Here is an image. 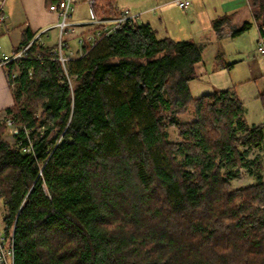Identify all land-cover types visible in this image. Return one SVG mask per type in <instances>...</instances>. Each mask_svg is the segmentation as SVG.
<instances>
[{
	"label": "trees",
	"instance_id": "1",
	"mask_svg": "<svg viewBox=\"0 0 264 264\" xmlns=\"http://www.w3.org/2000/svg\"><path fill=\"white\" fill-rule=\"evenodd\" d=\"M119 2L96 0L94 12L116 18ZM252 5L264 37V0ZM33 37L26 29L16 50ZM203 51L137 22L69 63L72 88L48 47L29 49L43 63L9 66L0 200L15 264H264V166L250 156L264 126L247 122L232 88L192 95ZM8 118L23 126L14 143ZM241 169L255 183L233 190Z\"/></svg>",
	"mask_w": 264,
	"mask_h": 264
},
{
	"label": "rangeland",
	"instance_id": "2",
	"mask_svg": "<svg viewBox=\"0 0 264 264\" xmlns=\"http://www.w3.org/2000/svg\"><path fill=\"white\" fill-rule=\"evenodd\" d=\"M221 1L229 0H192V7L186 11L176 6L175 0H120L119 7L141 14L140 21H150L159 38L190 40L203 46V63L200 66L203 76L200 80L190 82L192 95L199 97L217 89L232 88L244 105L247 122L264 126V107L259 99L264 91V55L256 51L259 32L253 25L239 37H218L213 27L220 22L214 23V20L224 15ZM77 40L75 38L73 41L75 47ZM73 82L74 78L72 86ZM183 118L187 121L190 117L186 115ZM6 128L4 138L14 143V131ZM172 140H178L176 131L172 133ZM257 155L261 156L264 166V150L255 148L250 156ZM254 183L255 179L241 169L232 180L231 187L235 190ZM5 215V208L0 201L2 224Z\"/></svg>",
	"mask_w": 264,
	"mask_h": 264
},
{
	"label": "crops",
	"instance_id": "3",
	"mask_svg": "<svg viewBox=\"0 0 264 264\" xmlns=\"http://www.w3.org/2000/svg\"><path fill=\"white\" fill-rule=\"evenodd\" d=\"M88 2L89 0H74L72 26L65 36V39L72 49L77 48V46L75 47L73 45L75 38L82 36L86 31L91 29V26L87 24L90 20V7ZM1 4L0 0V6ZM221 6H224L221 7V12H223L224 15L219 16L216 21L214 20V23L222 20L219 24L217 23L215 27H213L216 35L218 37L230 36L231 38H236L243 35L255 25L260 36L256 41L257 45L262 38V35L259 25L254 17L252 0L221 1ZM191 7L192 3L189 7L183 10H189ZM123 10L125 9L120 8V13ZM215 10L217 9L215 8ZM3 11L8 16V21L0 26V55L2 53L16 51L21 44L26 29L35 35L45 28H51L49 32L50 38L47 40V43L49 47L54 45L58 33V30L54 26L58 23L60 18L57 13L49 9L47 0H4ZM114 19L115 18L107 19V21L110 22ZM142 22L151 24L150 21L140 20L138 23ZM244 26L247 27L245 32L233 36L234 31L240 30ZM13 104V91L9 86L5 70L0 68V112L13 106Z\"/></svg>",
	"mask_w": 264,
	"mask_h": 264
},
{
	"label": "built area",
	"instance_id": "4",
	"mask_svg": "<svg viewBox=\"0 0 264 264\" xmlns=\"http://www.w3.org/2000/svg\"><path fill=\"white\" fill-rule=\"evenodd\" d=\"M0 6V26L8 21V16L3 11L4 0H1ZM176 5L181 9H186L192 3V0H175ZM90 20L87 22L91 29L86 31L77 39V48L72 49L67 40H65V33L68 32L72 26L74 15V0H61L58 4H52L49 9L59 16L58 23L54 26L57 30L56 40L53 46L49 47L47 40L50 38L49 32L51 28H45L34 35L32 40L23 48L11 53H2L0 55V68L6 72L7 80L12 91L17 87V71H10L9 66L13 63H18L27 60L31 57L43 63L46 57L41 53H36L30 56L29 49L36 44L41 47L49 48L48 59L57 60L61 63L63 70L66 73L67 81L72 86L73 77L69 75V63L73 60L83 58L91 49H93L104 37H107L122 28L133 27L139 22L141 14L132 13L130 10H123L120 15L112 21L100 19L94 12L95 0H89ZM88 48L85 49V46ZM256 51L260 55H264V37L257 43ZM7 127L12 131L23 128L18 125L13 119L6 120ZM32 147L24 149L25 153H29ZM13 235L5 232L4 224L0 223V264H15L14 263V242Z\"/></svg>",
	"mask_w": 264,
	"mask_h": 264
}]
</instances>
